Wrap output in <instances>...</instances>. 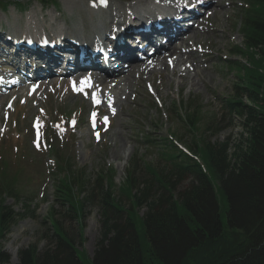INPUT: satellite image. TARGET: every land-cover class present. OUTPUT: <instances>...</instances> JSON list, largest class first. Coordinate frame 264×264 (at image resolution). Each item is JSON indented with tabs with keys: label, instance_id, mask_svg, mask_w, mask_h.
<instances>
[{
	"label": "rangeland",
	"instance_id": "obj_1",
	"mask_svg": "<svg viewBox=\"0 0 264 264\" xmlns=\"http://www.w3.org/2000/svg\"><path fill=\"white\" fill-rule=\"evenodd\" d=\"M58 1L55 7L40 4L36 0H22L19 10H17L18 4H9L4 12L0 11V31L7 32L8 28L17 24L22 31L26 28L33 31L37 27L42 30L40 33L49 34L51 37L50 33L54 35L57 31V29L53 31L54 28L62 26L67 29V33L70 31L71 36L78 35L80 28L84 35L90 38L94 31L91 25V15L87 9L91 12L89 6L91 4L96 6L97 0H82L85 1L84 7L82 4H74L72 0ZM110 1L111 3L115 1L121 6L122 12L125 11L127 4L145 5L147 2V0ZM246 2L247 0H221L215 5V12L205 16L200 29L194 30L187 41L182 43L181 49L178 52L175 51L176 54L171 51L164 53L160 58H154L158 63H152V60L141 62L143 64L139 72L132 65L129 69L130 74L120 84H114L113 103L119 108L116 109L114 115H111L109 108L106 107L107 104L114 107L112 103L102 100L107 99L106 95L110 93L109 89H104V86L107 88L108 86L99 81L101 87L96 84L94 91H97L102 105L97 108L101 110V117L96 123L88 120L89 109L94 110L89 92L76 93L72 89L73 80L69 82L66 77L64 78L63 73L59 75L62 78L54 73L48 74L44 76L47 79L38 81L36 84L32 82L29 85L23 84L15 88L13 102L8 99V94L0 93L3 95L0 99L2 102L0 106V148L11 146L12 151H17L16 148L20 150L22 147L32 148L33 139L35 142L41 141V132L37 133L32 130L33 121L43 126L45 121L48 124L50 120H53L56 123H49L48 127L56 128L62 133L67 132L66 134L71 132L69 143L73 144L76 169L85 171V185L80 196L84 201V214L82 220L77 221L68 216L65 208H61L53 201L51 180L46 178L50 174L45 163L51 156L34 153L35 159L31 164L30 157L24 160L23 163L27 169L24 170L22 180H30L35 189L36 201L31 208H28L30 212L35 211V214L30 215L26 209L22 212V214L26 213V216L17 217L10 233H6L3 240L4 251L10 260L0 264H17V253L20 248L30 244H38L40 248H43L48 244L52 233L48 230V223L43 220L51 207L57 211L55 217L74 241L75 247L85 248L88 254L94 257L102 234L101 206L108 185L106 180L97 181L98 176L104 175L109 166L115 167L113 185L116 197H120L121 203L127 208L130 206V200L119 191V187L130 170L137 179V183L151 182L154 183L155 189H160L156 180L152 181L151 171L165 172L167 170L163 156L168 152L166 143L169 142L167 140L171 139L178 142L181 147L189 148L194 136L190 125L182 122L176 113L170 111L174 105L190 98L197 106L200 105L201 116L195 132L198 137L206 141L212 143L228 141L233 149L234 145L245 137L242 123L235 117V114L229 113L223 99L232 97L236 84L241 83L237 73L231 72L230 69L225 68V65L228 64L226 61L231 59V47L243 40L239 24H236V16ZM4 9L5 6L0 3V10ZM110 13L111 10L106 8L103 10V15L106 16L105 36L109 33ZM30 15L33 21L28 24ZM92 17L97 19L96 15ZM73 32L74 35H72ZM0 40L2 42L0 50L3 47L5 49L13 47L11 43L7 45L4 37L0 36ZM38 40L36 39V44L39 43ZM192 43L197 50L194 54L196 62L183 54L185 50L191 49ZM203 43L206 46H203ZM66 45V47L77 49L76 46L73 47L72 41H68ZM199 46L203 47L202 51L199 50ZM206 48L212 49V53L208 56L204 52ZM25 49L27 50H20L18 53L27 58L25 51L30 53L33 50H28L27 47ZM180 54L185 57L173 68L174 66L167 61L166 57L176 60L175 57H180ZM73 55L76 57V51ZM240 61L244 60L240 59ZM19 63L26 66L23 58ZM195 63H197L196 70L200 73L203 71L205 74L203 80L193 79L195 71L191 70ZM189 64L191 68L187 67ZM47 69L49 67L44 68L43 71ZM27 70L28 73L34 71L29 66ZM101 77L103 78L102 75ZM182 82L183 85L179 87ZM82 93L87 94V99L82 97ZM245 102L248 104L247 101ZM66 112H69L68 116L77 113L76 116L80 118L77 127L71 129L66 121L58 122L63 119L62 113ZM105 123H109V127ZM145 135L154 139V142L151 144L148 140L145 141ZM11 150H3V153L10 159ZM39 151L42 152V150ZM188 181L190 179H178L175 182V189H179L184 183L188 184ZM97 183L100 186H95ZM92 190L94 196L90 197ZM46 195L48 199L43 201L42 198ZM217 198L221 206L222 221L227 222L225 217L227 200H224L222 192H218ZM6 204L11 211H23L22 204H17L13 198L9 197ZM146 211V205L136 208V223L139 221L138 217L144 215ZM44 233L49 237L48 239L44 237ZM81 233L85 240L83 247L80 244Z\"/></svg>",
	"mask_w": 264,
	"mask_h": 264
},
{
	"label": "trees",
	"instance_id": "obj_2",
	"mask_svg": "<svg viewBox=\"0 0 264 264\" xmlns=\"http://www.w3.org/2000/svg\"><path fill=\"white\" fill-rule=\"evenodd\" d=\"M254 5L242 27L244 47L251 52L254 68L246 67L247 74L236 87L238 98L225 103L242 123L245 137L232 149L228 141L212 143L201 138L197 142L195 136L191 154L167 143V170L151 171L152 181L160 189L151 182L137 183L129 173L120 189L130 200L128 208L115 198L113 174L108 171L106 177L97 179H107L108 186L102 198V234L94 257L85 248L75 247L51 211L53 240L42 250L37 244L20 250L17 264H264V0ZM190 109L181 117L197 128L200 112L193 104ZM50 151L55 159L51 177L54 200L81 220L85 174L73 173V159L58 142ZM10 164L11 159L0 154V263L9 261L2 238L21 214L7 211L3 200L7 196L27 202L35 198L21 181L22 171ZM178 179L190 181L175 189ZM218 192L227 200V222L222 221ZM142 205L147 211L136 223L135 211ZM80 236L83 247V233Z\"/></svg>",
	"mask_w": 264,
	"mask_h": 264
},
{
	"label": "bare ground",
	"instance_id": "obj_3",
	"mask_svg": "<svg viewBox=\"0 0 264 264\" xmlns=\"http://www.w3.org/2000/svg\"><path fill=\"white\" fill-rule=\"evenodd\" d=\"M66 1V0H65ZM74 1V4H79V5H83V7L85 6V1H82V0H72ZM182 1H186V0H179V2ZM199 3L198 1H195L194 4H197ZM188 4H191V0ZM207 6H208V3H205ZM117 5V11H115V7ZM90 9H91V12L87 9V12L91 15V21H92V27H93V31L95 35V37H98V38H101L104 34V32H106V26L105 25V20H106V16L103 15V9L105 8H109L108 10H111V15L110 17H108L109 19V27H110V32L108 33L109 36H111L112 34V28L114 27L113 25H124L125 27L122 28V31H124L125 29L127 30L129 27L127 26V24H138L140 23V25L142 26H154L155 24H157L158 22H160L161 24V27H163L165 25V29L163 31V34H161L156 28L155 29V32H152V33H158V37L156 40H154V42L156 43L157 40H163L164 39H167V37L171 36V38L173 37H176V39L178 37H180V35L186 31V30H190L191 28V25L188 24L184 29H183V20H187L185 22H188L189 23V16H194V10H190V11H186L184 12V14H181V11L179 10L178 7H176L175 5H148V4H145V5H133V6H128L125 8V11L122 12V8L121 6H119L118 4L115 3V1H113L112 3H110L108 6L106 7H100L98 9H95L91 6H89ZM196 7V6H194ZM193 7V8H194ZM200 8V6L198 7V9ZM128 9H131L132 12H130V14L127 13V10ZM93 15H96L97 19H93L92 16ZM182 17V18H186V19H183V20H180L179 22H176L175 21V18H177L178 16ZM34 16V15H33ZM177 16V17H176ZM32 20V16L30 15L29 18H28V23H30V21ZM16 25V24H15ZM57 29V31H56ZM183 29V30H182ZM79 31L77 32L78 35L76 36H71L69 33H67V29L65 27H62V26H59V27H56L54 28L53 31H56L54 32V35L56 34V37H61L64 35V41H67L68 38L70 39H73V40H76L78 42H80L81 44H91L93 42V40H89V37L85 36L84 35V32L82 29H78ZM180 30H182L180 32ZM8 32H12L13 31V34L15 37H17L18 39H21L22 37H25V35H23V31L17 27V26H11V28H8L7 30ZM27 33L30 32V34L32 33V31H29V29L27 28L26 29ZM38 31V32H37ZM35 33L38 34L40 33V30L38 29ZM126 32V31H125ZM26 33V34H27ZM194 33V31L192 30V34ZM116 34V33H114ZM174 34H179L177 36H174ZM72 35H74V32L72 33ZM124 39H126V42L128 43L127 46H126V52L129 51L131 53V56L134 57V53H135V49H136V43L134 41L131 40L130 37H127L126 35H124ZM181 40V43H184L186 42V38H185V35H182V37L180 38ZM168 45L165 44L164 46H157L156 48L154 47H151V48H154L155 50L157 49L158 51V55L157 58H160L164 53L166 52H173V54H176V49L177 47H171L170 49H166L165 47H167ZM171 46H173V44H171ZM145 52L147 51V47H145L143 49ZM181 55V54H180ZM171 56V55H169ZM155 57V56H153ZM152 57V58H153ZM185 55H181L180 57L176 56L175 57V61H177V64H180L183 59H184ZM163 58V57H162ZM18 59H19V53L17 52L16 55H15V58L14 59H10L8 58L6 55L3 56L2 54V51L0 50V63L2 62L3 60V63H6L5 66H4V69L10 73H12L14 71V68L12 67L13 65H18ZM167 59V57H166ZM160 60V59H159ZM96 61V60H95ZM143 61H138V59L136 58V60L133 62V68L138 71H140V66L143 64L141 63ZM124 62H122L121 64H123ZM158 63V62H157ZM186 64V63H185ZM158 65V64H157ZM149 67V66H148ZM176 66H174L173 68H175ZM20 69V67H18ZM156 69V68H155ZM152 71V70H151ZM130 74V71H128L127 73H124V72H120L118 71L117 72V75L114 77V78H118L119 80L117 81V84H120L122 82V80L127 77V75ZM203 75L204 72L202 71L201 73L196 70L194 75H193V79H197V78H200L203 80ZM98 79V78H97ZM98 82H102V84L106 83L108 88L106 86H104V89H111V91L113 92V89H114V86L112 84H110L107 79H98L97 80ZM92 82H96L95 79H92ZM109 84V85H108ZM183 85V82L179 85V87H181ZM110 91V93H108V95H106V97L110 98L108 99L107 101L108 102H113L114 100V96H113V93ZM2 98V96H0V99ZM160 98V97H159ZM100 99L99 97L96 98V100ZM2 102L0 103V106H1Z\"/></svg>",
	"mask_w": 264,
	"mask_h": 264
}]
</instances>
